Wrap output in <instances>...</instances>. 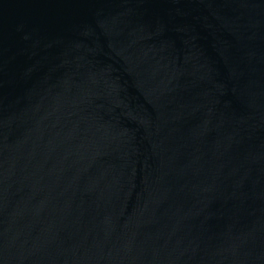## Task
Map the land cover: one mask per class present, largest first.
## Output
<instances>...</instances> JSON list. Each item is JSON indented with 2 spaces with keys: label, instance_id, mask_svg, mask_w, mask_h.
Masks as SVG:
<instances>
[{
  "label": "water",
  "instance_id": "95a60500",
  "mask_svg": "<svg viewBox=\"0 0 264 264\" xmlns=\"http://www.w3.org/2000/svg\"><path fill=\"white\" fill-rule=\"evenodd\" d=\"M0 264H264V0H0Z\"/></svg>",
  "mask_w": 264,
  "mask_h": 264
}]
</instances>
